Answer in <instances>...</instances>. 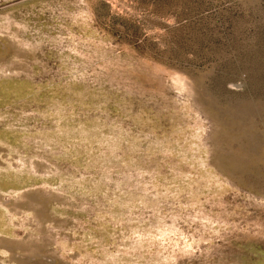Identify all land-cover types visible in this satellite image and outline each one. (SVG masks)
<instances>
[{
    "label": "rangeland",
    "instance_id": "rangeland-1",
    "mask_svg": "<svg viewBox=\"0 0 264 264\" xmlns=\"http://www.w3.org/2000/svg\"><path fill=\"white\" fill-rule=\"evenodd\" d=\"M0 264H264V0H0Z\"/></svg>",
    "mask_w": 264,
    "mask_h": 264
}]
</instances>
